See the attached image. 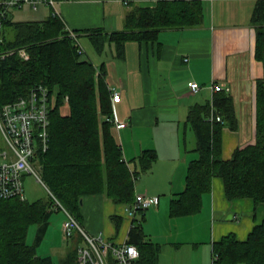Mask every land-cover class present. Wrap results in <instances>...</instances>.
I'll return each instance as SVG.
<instances>
[{"label":"trees","instance_id":"trees-1","mask_svg":"<svg viewBox=\"0 0 264 264\" xmlns=\"http://www.w3.org/2000/svg\"><path fill=\"white\" fill-rule=\"evenodd\" d=\"M8 14L1 20L0 30V104L26 96L39 86L47 87L50 97L57 98L50 113L48 146L37 153L42 179L81 224V200L86 195L104 194L116 203L132 205L137 179L152 167L158 154L155 149H145L138 161L125 159L112 132L114 123L108 119L113 116L112 90L105 69L82 58L84 49L80 51L78 37L88 35L99 52L106 43L114 44L116 56L123 58L128 41L153 40L163 29L200 26L203 1L156 0L152 6L133 5L125 29L113 32L72 30L51 12L42 20H14ZM252 22L257 30L256 57L264 68V0L257 1ZM21 49L28 58L20 54ZM212 112L222 120H211ZM189 122L196 133L198 156L189 162L185 188L172 198L170 215L200 212L203 195L211 191L215 176L224 179L228 199L250 197L264 204V75L256 88V140L238 147L230 159L222 157V129L225 125L236 129L238 120L229 93L218 91L212 100L193 106ZM52 203L49 197L35 201L0 197V264H55L51 255L38 254L57 211ZM113 219L119 228L121 218ZM32 225L37 230L34 242L29 243ZM78 236L61 264H77ZM128 242L140 250L137 264H158L161 245L148 238L142 218L135 219ZM213 254V264H264V220L246 240L235 233L224 235L214 242Z\"/></svg>","mask_w":264,"mask_h":264},{"label":"crops","instance_id":"crops-1","mask_svg":"<svg viewBox=\"0 0 264 264\" xmlns=\"http://www.w3.org/2000/svg\"><path fill=\"white\" fill-rule=\"evenodd\" d=\"M202 1L204 22L200 26L163 29L153 40L128 41L123 58L116 56L114 44L106 43L105 48L111 47V57L100 64L82 54L97 68L103 66L109 88L122 94V101L112 102V108L127 125H112V132L123 147L125 159L138 161L145 149H155L158 154L152 167L142 173L136 193L160 197L150 211L131 217L130 204L116 203L104 194L86 195L81 202L82 226L90 235L103 233L126 242L135 219L142 218L148 238L161 245L158 264H213L214 242L229 233L246 240L253 227L264 220V204L250 197L228 199L220 176L213 178L211 191L203 195L200 212L170 215L172 198L185 188L189 162L198 156L189 113L193 106L212 100L216 93L211 88L213 83L223 84L232 96L238 120L236 129L229 125L222 129V157L230 159L238 147L256 140V88L264 75L263 63L256 57L257 30L252 22L258 0ZM155 3L59 0L57 9L69 29L113 32L125 29L126 15L133 5ZM192 81L201 85L197 93L189 87ZM229 212L232 217L227 219ZM113 216L121 218L119 228ZM63 221L55 236H62L68 244Z\"/></svg>","mask_w":264,"mask_h":264},{"label":"built area","instance_id":"built-area-1","mask_svg":"<svg viewBox=\"0 0 264 264\" xmlns=\"http://www.w3.org/2000/svg\"><path fill=\"white\" fill-rule=\"evenodd\" d=\"M58 3L59 0H0V30L1 20L12 7L21 8L29 5L37 10L45 4L53 15L60 16ZM79 44L82 51L83 47L80 42ZM19 52L25 58L29 57L24 49ZM189 87L193 93L201 89L197 81L190 82ZM211 88L214 93L225 91L224 85L220 83H213ZM56 101V97H50L47 87L39 86L26 96L0 104V196L4 198L20 196L25 199V177L28 174L34 175L47 189L48 197L53 202L52 208L65 214L64 236L68 239L78 235L81 237L77 245V264H137L140 250L135 244L128 241L117 242L103 233L90 235L42 179L37 153L48 146L50 113ZM121 101V92L113 90L112 102ZM215 118L218 121L222 120L220 115L212 112L211 120ZM108 119L117 128H124L127 125L125 121H120L116 114ZM159 202V195L136 193V200L128 207V214L134 217L139 211L156 206Z\"/></svg>","mask_w":264,"mask_h":264},{"label":"rangeland","instance_id":"rangeland-1","mask_svg":"<svg viewBox=\"0 0 264 264\" xmlns=\"http://www.w3.org/2000/svg\"><path fill=\"white\" fill-rule=\"evenodd\" d=\"M50 8L43 4L41 5L37 10H34L31 6L25 5L24 7L18 8V7H12L9 10V17L13 18L14 20H42L47 17ZM79 41L85 50L83 53V56L91 59H95V62L101 63L106 57L110 58L111 55H109L110 46H106L103 53H99L98 51H95V48L93 47L90 39L86 35H80ZM114 53V49L112 48V54ZM119 60V59H118ZM118 63H122L120 61H117ZM64 112L69 111L68 104H65L63 107ZM1 135V133H0ZM142 176V174H141ZM140 176V178H141ZM140 178L136 181V188L139 184ZM25 197L29 201H35L40 198H47L48 197V191L45 188V186L37 181V178L34 175L28 174L25 177ZM64 205V204H63ZM65 206V205H64ZM67 208V207H66ZM68 209V208H67ZM152 208L147 209V211H150ZM69 210V209H68ZM230 215H232L231 212H229L226 215V218H230ZM65 214L63 211H55L53 213L52 219H51V228L48 234L45 236L43 242L38 248V254L40 255H51L53 257L55 264H61V260L66 256V254L75 247V242L72 241L73 239H70L69 243L67 244V241L64 240L62 236H55L57 233L56 231L59 229V222L61 220H64ZM37 226L32 225L29 234H28V242L33 243L36 235ZM63 240V241H62ZM205 248V247H203ZM245 264V263H240Z\"/></svg>","mask_w":264,"mask_h":264},{"label":"water","instance_id":"water-1","mask_svg":"<svg viewBox=\"0 0 264 264\" xmlns=\"http://www.w3.org/2000/svg\"><path fill=\"white\" fill-rule=\"evenodd\" d=\"M81 202H82V200H81ZM230 217H232V216H230Z\"/></svg>","mask_w":264,"mask_h":264},{"label":"bare ground","instance_id":"bare-ground-1","mask_svg":"<svg viewBox=\"0 0 264 264\" xmlns=\"http://www.w3.org/2000/svg\"><path fill=\"white\" fill-rule=\"evenodd\" d=\"M1 197V196H0Z\"/></svg>","mask_w":264,"mask_h":264}]
</instances>
